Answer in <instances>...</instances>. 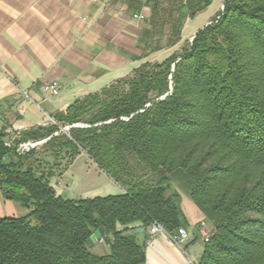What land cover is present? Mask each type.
<instances>
[{
	"label": "trees",
	"instance_id": "1",
	"mask_svg": "<svg viewBox=\"0 0 264 264\" xmlns=\"http://www.w3.org/2000/svg\"><path fill=\"white\" fill-rule=\"evenodd\" d=\"M159 1L142 56L178 43L211 0ZM222 5L188 47L14 139H46L39 149L17 153L0 126V192L27 210L0 217V264H145L152 223L170 236L187 224L174 183L212 228L195 264H264V0ZM81 150L124 192L61 195L43 159L70 165ZM100 227L108 251L96 255L87 239Z\"/></svg>",
	"mask_w": 264,
	"mask_h": 264
},
{
	"label": "crops",
	"instance_id": "2",
	"mask_svg": "<svg viewBox=\"0 0 264 264\" xmlns=\"http://www.w3.org/2000/svg\"><path fill=\"white\" fill-rule=\"evenodd\" d=\"M155 2L149 7L131 0H0V126L4 132L18 137L23 130L46 125L76 98L128 76L142 62H160L168 57L185 38L183 32L191 18L184 21L178 43L142 56L143 20L150 16ZM134 14H142L144 19L134 18ZM52 81L58 84V94L46 96L42 85ZM100 171L99 185L84 193L124 192ZM172 186L180 195L185 229L191 235L189 243H193L197 225L205 216L182 189ZM26 212L0 192V217ZM189 261L196 263L165 231L151 236L146 245L145 264Z\"/></svg>",
	"mask_w": 264,
	"mask_h": 264
},
{
	"label": "rangeland",
	"instance_id": "3",
	"mask_svg": "<svg viewBox=\"0 0 264 264\" xmlns=\"http://www.w3.org/2000/svg\"><path fill=\"white\" fill-rule=\"evenodd\" d=\"M131 2L136 3L135 1H131ZM153 2L154 0H150V2L147 5L150 7ZM223 2L224 0H211L210 3L201 11L199 15H197L196 17L195 16L192 17L183 32L185 38L181 42H179L180 46L177 47L174 51H179L182 48L188 47L190 41L194 36L193 33L197 32L199 29H202L204 26H206L208 24L207 22L208 20L211 21L216 17L217 13L220 11ZM43 93L46 96H49L48 93H45L44 91ZM81 154L83 155L78 157V155ZM67 156H68L67 154H64L60 158V164H58V166L54 164L55 161H53L51 158H47V160L43 159L45 165L44 168L53 169L54 174L57 176L55 181V186L57 190L59 192H62V190H64L63 196L69 198H75V197L91 198L95 196H104L105 194L93 195L94 193L97 192H93V194H91L90 192L87 194L84 193L87 189L94 188L100 183V174H102V172L100 171V169L97 168L95 163L91 159H89L82 150L72 159V163L70 165H66L68 159ZM65 171L66 173L63 174ZM95 189L96 188H94V190ZM161 233L164 234V232L161 231L150 236H155ZM172 235L175 234L173 233ZM193 238H195L193 243L192 242L189 243V241L191 240V235H188L182 247L186 250V253L188 252L191 255L194 262H197V260L199 259L198 256H200L201 254L203 242L200 240L198 233H196L195 236H193ZM101 241H103L104 244L97 241L92 246H88L89 251L96 255L105 254L106 253L105 250H108V248L106 246L105 241L104 240ZM190 245L191 246L194 245V247L189 249ZM105 247L107 249H105Z\"/></svg>",
	"mask_w": 264,
	"mask_h": 264
},
{
	"label": "built area",
	"instance_id": "4",
	"mask_svg": "<svg viewBox=\"0 0 264 264\" xmlns=\"http://www.w3.org/2000/svg\"><path fill=\"white\" fill-rule=\"evenodd\" d=\"M92 1H98V0H92ZM103 2H105L106 0H102ZM131 1H135L137 2L139 5L141 6H145L147 5L150 0H131ZM223 9V5L221 6L220 10ZM134 18L137 19H144L142 14H134ZM216 19H218V16L215 17ZM211 21H209L208 23H210ZM42 91H44L45 93H48L49 95H57L58 94V84L56 81H52L46 84L42 85ZM49 123H55L54 119H51ZM69 127V126H67ZM17 136L15 134H12V137L10 140H7L5 142V145L11 148H14L15 151L19 154H25L33 149H39L40 146L46 141V139H41V140H25V141H18V142H14V139ZM163 230V227L154 222L150 225L149 229H148V234L149 235H154L158 232H161ZM197 232L199 234L200 240L204 243H207L211 234H212V228L211 226L207 223V221L205 220H201L198 225H197ZM188 237V232L186 231L185 228L180 227L177 229L175 235L170 236L171 240L179 247L182 248L183 243L186 241ZM187 264H195L192 261H189Z\"/></svg>",
	"mask_w": 264,
	"mask_h": 264
},
{
	"label": "water",
	"instance_id": "5",
	"mask_svg": "<svg viewBox=\"0 0 264 264\" xmlns=\"http://www.w3.org/2000/svg\"><path fill=\"white\" fill-rule=\"evenodd\" d=\"M68 129L69 127L65 126L61 129V131H66ZM143 230H144L143 228H138L134 231V233L137 232L142 233ZM101 240H106L105 231L102 227L98 228L90 235V237L87 239V244L88 246H92L94 243Z\"/></svg>",
	"mask_w": 264,
	"mask_h": 264
}]
</instances>
